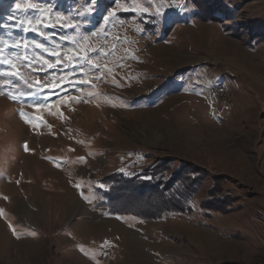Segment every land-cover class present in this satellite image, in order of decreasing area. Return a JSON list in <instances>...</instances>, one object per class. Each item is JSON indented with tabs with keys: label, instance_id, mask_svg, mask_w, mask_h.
Wrapping results in <instances>:
<instances>
[{
	"label": "rangeland",
	"instance_id": "1",
	"mask_svg": "<svg viewBox=\"0 0 264 264\" xmlns=\"http://www.w3.org/2000/svg\"><path fill=\"white\" fill-rule=\"evenodd\" d=\"M16 2L0 0V49L22 74L0 75V264H264V0ZM33 41L100 68L58 83L71 68L28 67L25 53L55 60ZM24 80L48 85L43 107ZM147 169L186 212L156 219L174 200L153 186L109 212L95 184Z\"/></svg>",
	"mask_w": 264,
	"mask_h": 264
},
{
	"label": "snow or ice",
	"instance_id": "2",
	"mask_svg": "<svg viewBox=\"0 0 264 264\" xmlns=\"http://www.w3.org/2000/svg\"><path fill=\"white\" fill-rule=\"evenodd\" d=\"M15 9L18 12H22V13H28L30 10L41 11L40 9H38V5L35 2H33V0H17V2L15 3ZM114 15H115L114 12L108 13L107 16H104L105 21H107L109 17L114 16ZM15 18H16L15 15L8 16V20H14ZM33 22L37 26L43 24V20L40 16L34 17V20L27 21V23L30 25ZM24 24H25V21L23 20L19 21V26L22 28L23 31L27 32L31 30V31L36 32L40 36H42L45 40L48 39V37L43 32L39 31V27L30 29L27 27H23ZM44 26L47 27L49 25L44 24ZM62 26L71 27V25H62ZM62 39L69 40L70 38L63 37ZM73 43L75 44L76 41H73ZM32 44L36 49H40L42 52L55 57V60L50 61L45 56H39L38 59L36 57H28L25 53L23 58L28 61V67H32L34 64H40L41 67L39 68V71H43L45 67L47 69H57L58 67L61 69H63L64 67L71 68L72 70L71 73L64 72L61 76L57 78L58 83L64 82L70 75H75L77 71L83 73L85 64L91 65V68L89 69V71L100 68V65L94 64L92 62L87 52H85V55L80 56L79 59H75L74 56H68L67 54L62 56L59 48L49 49L45 44H42L36 41H33ZM7 46L8 45L5 44V47ZM12 47L17 48V49L23 47L24 49H27L29 47V44L27 41H17L12 45ZM91 51H97V50L91 49ZM20 58L21 57L17 55V59L19 60ZM74 59H75V62H73ZM0 65L6 66L3 72H0V75L10 76L13 78V80L22 78V74L19 72L17 65L11 61L10 57L4 56L2 49H0ZM33 70L35 71L36 69H33ZM97 79L99 80L100 77L97 76ZM6 82L10 83L11 81H6ZM23 82L30 89V91L27 93H21V95H27L29 97L31 96L37 97L35 103L33 104V107L37 109L43 107L44 105L40 101L39 93L42 89L47 88L48 85L40 80H36L34 83L29 82L28 80H24ZM78 83H89V82L86 80H78ZM33 87H35L36 91H31ZM11 98L16 99L17 97L11 96ZM64 98L67 99V96H65ZM13 232L15 233L14 229H13Z\"/></svg>",
	"mask_w": 264,
	"mask_h": 264
},
{
	"label": "trees",
	"instance_id": "3",
	"mask_svg": "<svg viewBox=\"0 0 264 264\" xmlns=\"http://www.w3.org/2000/svg\"><path fill=\"white\" fill-rule=\"evenodd\" d=\"M153 171H150L147 169V171L142 172L141 174H131V173H119L120 179L118 180H112L111 182L108 183H103L101 185L95 184L98 190V194L102 195L105 200H104V206L108 207L109 212L112 215H120L126 213L127 209H123L122 206H120L121 200L124 198V195H127V193L131 192L133 193L134 191H139V195H142V198L148 197V198H154L155 193H159L156 197L160 199H164V197L170 199H173V203L166 204V202H163V205H161V212L157 213L156 219H159L163 217L164 215L172 214V213H180V212H186L187 209L185 208V203L183 199L184 192H181L177 190L176 192L169 193L174 186L176 182L170 181L167 184L161 180L162 183L156 182L158 187L156 188L154 186V183L152 180H148V178L152 177ZM157 174V173H156ZM176 179V178H175ZM154 187L155 190H151L152 193L151 195L148 194L147 190L151 187ZM149 187V188H148ZM141 189V190H140ZM137 191V192H138ZM192 198V197H191ZM161 203V202H160ZM204 209H209L206 206H204ZM213 210V209H212ZM132 212H130L131 214ZM134 214V213H132ZM160 214V215H158ZM138 216V214H135ZM142 214H140L141 216ZM141 217H144L142 215Z\"/></svg>",
	"mask_w": 264,
	"mask_h": 264
},
{
	"label": "built area",
	"instance_id": "4",
	"mask_svg": "<svg viewBox=\"0 0 264 264\" xmlns=\"http://www.w3.org/2000/svg\"><path fill=\"white\" fill-rule=\"evenodd\" d=\"M215 93L217 96H223V104L228 105L229 104V95L228 92H225L222 88L215 87Z\"/></svg>",
	"mask_w": 264,
	"mask_h": 264
},
{
	"label": "bare ground",
	"instance_id": "5",
	"mask_svg": "<svg viewBox=\"0 0 264 264\" xmlns=\"http://www.w3.org/2000/svg\"><path fill=\"white\" fill-rule=\"evenodd\" d=\"M215 95H216V93H215ZM217 96V95H216ZM218 97H223V96H218Z\"/></svg>",
	"mask_w": 264,
	"mask_h": 264
}]
</instances>
